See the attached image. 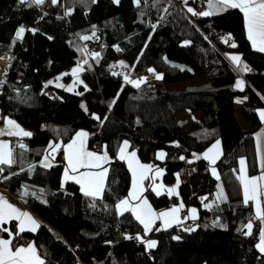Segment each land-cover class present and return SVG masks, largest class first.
Segmentation results:
<instances>
[{
    "label": "trees",
    "instance_id": "16d2710c",
    "mask_svg": "<svg viewBox=\"0 0 264 264\" xmlns=\"http://www.w3.org/2000/svg\"><path fill=\"white\" fill-rule=\"evenodd\" d=\"M196 1L187 3L195 12ZM200 1L206 9V0ZM184 4L58 0L53 5L44 0L40 6H29L0 0V50L11 54L0 87V124L10 118L32 134L8 137L16 163L10 168L0 165L4 168L0 190L40 221L35 232L14 236L13 247L32 242L45 264H264L255 248L259 229L255 238L244 234L253 211L250 202L243 204L236 179L241 158L248 175L257 171L253 133L261 126L255 111L264 105V53L254 51L245 37L239 10L200 17ZM21 26L23 38L16 39ZM228 35L232 40L224 43L222 38ZM86 43L98 48L97 57L84 53ZM228 53L240 55L250 71L239 74ZM121 62L128 67H121ZM75 64L82 68L84 82L76 86V93L45 83L61 74V80H70ZM149 68L163 79L156 80ZM126 75L132 80L147 77V83L134 88L125 84ZM199 75L208 81L183 91L168 88ZM238 75L243 90L236 87ZM236 110L248 129L239 125ZM185 111H197L201 117L183 130L174 114ZM78 129L88 134L87 150L108 153L102 198L85 197L76 183L61 182L62 146ZM217 140L222 154L213 166L219 179L204 159L191 157ZM123 141L141 163L161 168L166 186L179 174L178 198L198 213L188 226L149 232L147 236L157 241L153 249L140 241L136 246L134 237L147 238L142 227L129 212H116V203L130 186L127 167L117 159ZM49 143L61 148L52 153L55 159L50 157L52 167L45 168L41 161L51 152ZM160 151L167 155L158 162ZM143 184V195L154 210L175 204L173 196L164 192L158 196L147 180ZM221 189L226 199H218ZM192 228L195 231L185 230Z\"/></svg>",
    "mask_w": 264,
    "mask_h": 264
},
{
    "label": "snow or ice",
    "instance_id": "6c2138e0",
    "mask_svg": "<svg viewBox=\"0 0 264 264\" xmlns=\"http://www.w3.org/2000/svg\"><path fill=\"white\" fill-rule=\"evenodd\" d=\"M95 2V0H92ZM114 3H119V0H113ZM137 4L139 0H136ZM185 4L188 3V0H183ZM20 4H27L29 6L36 5L40 6L44 3V0H19ZM53 5L58 3V0H52ZM207 10L202 12H195L193 8L188 7L187 11L191 13L193 16L200 17H209L219 15L221 13L227 12L229 10H239V12L243 16L244 25L247 33V38L251 42V46L254 51L264 53V0H206ZM167 12V9H165ZM66 15H70V13H66ZM163 19V17H161ZM155 28V25H153ZM29 31H35L34 29H29ZM25 29L23 26L18 28L15 38L22 39ZM51 39V37H49ZM81 39L87 40L89 37H81ZM224 43H228L232 40L231 35H228L222 38ZM189 42H185L187 44ZM230 47L235 48L237 45L235 43H231ZM119 50V49H118ZM93 57H97L98 53H93ZM233 64L240 66L242 64L240 55H229L227 57ZM11 59V58H9ZM167 62V60L165 61ZM87 63V60L84 61ZM121 67L127 68L128 66L121 62ZM174 67H180L178 65H174ZM82 69L77 67L73 69L72 75L77 76L78 73ZM181 71H184V68H180ZM241 71H250L247 65H243L240 68ZM148 73L153 75L156 80L163 79L161 74H157L154 69H147ZM190 71V69H189ZM6 74V73H5ZM117 74V73H114ZM59 79V78H58ZM147 77H141L138 80H132L129 76L124 77L125 84H131L134 88L139 89L142 84L147 83ZM82 83V81H79ZM5 81L0 80V87L4 85ZM52 81H49V84H52ZM57 87H63L58 82L56 84ZM243 81L238 80L236 82V87L240 90H243ZM48 87V85H45ZM85 90H87V86H85ZM78 95H82V93H77ZM238 103L240 101H237ZM115 103V101H113ZM81 108L87 113V107L82 103ZM260 118L264 121V111L259 113ZM92 118L95 120H100V117L92 114ZM106 119V117H105ZM4 123L7 126L6 129H0V136L8 135V136H21V137H29L32 134L26 131H23L19 125H17L14 121L5 118ZM139 123V121H137ZM88 134L84 131L78 132L76 137L72 139V141L63 147L64 158L67 161V166L64 170V181L72 180L75 183L80 185V190L85 197H92L93 199L102 198L104 190H105V180L107 177L108 169L104 168L105 164L110 163V159L107 151L105 150L102 154L93 153L87 150L86 141ZM259 140V137H257ZM20 148L24 149L25 145L20 144ZM178 146V145H177ZM130 147L127 141H124L120 146L117 154V159L126 161L129 167V170L132 173L133 182L132 189L128 194V197L120 200L116 204V211L118 214L123 215L125 212H131L133 217L143 226L144 235L147 236L149 232L154 230V225L156 221H160L162 227L155 228L156 231L167 230L173 225H181L183 221L179 217V213L181 209H183V203L178 206H173L171 209L167 211H161L156 213L152 210L151 205L148 204L146 199H142L144 187V180H152L155 181L158 177L163 175V171L160 168H154L152 165H144L141 164L140 161L136 157V152H128L127 149ZM48 148L51 149V152L48 155H45L43 160L41 161V166L45 168L52 167V164L49 162L51 159H55L52 153L60 150V144L49 143ZM106 148V146H105ZM257 153L261 155V146L258 142L257 144ZM220 151V141L217 140L215 144L212 145L202 156H197L193 153L195 159H204L209 162L210 165H214L216 161L221 156ZM166 153L160 151L157 153V159L163 160L166 157ZM181 160L185 158L183 156L180 157ZM188 163H193L194 161L189 160ZM16 163V160L13 156L12 150L9 148V145L4 142H0V165H6L9 168ZM240 169L239 174L236 176V179L240 182L243 191V204L245 206L249 205V202H253L255 205V217L260 221L261 227L259 229V243L256 244V248L260 252L262 256H264V207H262V203L264 201L261 200L264 197V157H262L261 161V174L255 177H249L247 174V166L246 161L241 159L239 161ZM81 168L89 169V168H97L100 169L98 172H80ZM31 170V169H30ZM212 174L219 179V176L216 172V169L213 167L211 169ZM4 172V168L0 167V173ZM71 173H79L78 175H71ZM148 173H153V175L149 176ZM16 175V173H13ZM4 179H8V177H4ZM179 187V174H177V185L175 187L165 189L164 186L157 185L152 187V190L156 192L159 196L163 192H167V194L171 197L172 195H178L177 188ZM27 193H22L21 195H26ZM206 199V198H204ZM218 199H226L223 194V189H221L218 194ZM139 200L138 204H134L133 201ZM95 207V205H92ZM205 207H209L205 205ZM191 213L190 218L195 220L197 218L196 209H189ZM11 220L18 221V231L16 235L23 233L25 231L35 232L38 228H40V224L33 219L29 213L22 212L14 207L11 203L8 202L2 195H0V225L6 224ZM247 229L245 235L251 236L253 225L249 222L244 226ZM195 231L192 229H185ZM8 231L5 228H0V232ZM12 233L9 232V236ZM126 239H133V237H125ZM134 239L144 243L147 249H153L157 246V241L148 240L144 241L138 235L134 237ZM174 240L179 239L177 236H173ZM11 239H0V264H45V261L37 255L36 248L33 244H28L27 247L18 246L13 250Z\"/></svg>",
    "mask_w": 264,
    "mask_h": 264
},
{
    "label": "crops",
    "instance_id": "0c3cea01",
    "mask_svg": "<svg viewBox=\"0 0 264 264\" xmlns=\"http://www.w3.org/2000/svg\"><path fill=\"white\" fill-rule=\"evenodd\" d=\"M244 28H245V25H244ZM245 37L247 38V33H246V29H245ZM249 41V40H248ZM249 43H250V45H251V42L249 41ZM252 47V46H251ZM253 49V48H252ZM229 55H238L237 53L236 54H234V53H228L227 54V57L229 56ZM229 60V59H228ZM230 61V60H229ZM231 62V61H230ZM232 63V62H231ZM233 64V63H232ZM233 65H235V64H233ZM244 64L242 63L240 66H237V65H235V66H237V68H238V71H239V74L241 73V72H245V71H241L240 70V68L243 66ZM64 76V74H61V77L60 78H62ZM240 80V79H239ZM208 81V78H207V76L206 75H199V76H195L194 78H192V79H188V80H183V82H178V83H175V84H173V85H170V86H168V88L170 89V90H178V91H183L186 87H192V86H194V85H201V84H204L205 82H207ZM241 81V80H240ZM176 85H179V86H176ZM261 111H264V105H262V106H260V108H258L256 111H255V113L257 114V117H258V119H259V121H260V123H261V126H260V128L258 129V130H256L254 133H253V146H254V157H255V161H256V167H257V171H256V173L255 174H252L251 176L250 175H248L249 177H255V176H259L260 174H261V171H262V169H261V161H262V157H264V121H262L261 120V118H260V115H259V113L261 112ZM186 112V116L187 117H189L190 119H183V121L181 122V120H179V118L177 117V115H179V114H181V113H179V114H177V113H175L174 114V117H175V119L177 120V121H180V123H182L183 125H182V129L183 130H185V129H187V127L188 126H190L192 123H194L197 119H199L201 116H200V113L199 112H195V113H191V112H189V114L187 113L188 111H185ZM185 112H183V113H185ZM182 115V114H181ZM184 115V114H183ZM234 115H236V118H237V121H238V123H239V125H241V127L243 128V129H248V127H249V125H247L246 124V122L245 121H243L242 119H241V117H240V114H239V110L237 111H234ZM4 126V128H2ZM3 126H1L0 125V129L2 128V129H6V125L4 124ZM24 131H26V132H28L27 130H24ZM8 137H10V136H8V135H2V136H0V142H4V143H7L8 144ZM257 137H259V140L257 139ZM124 142V141H123ZM123 142H121V145L123 144ZM258 142H259V144H260V146H261V155H258V153H257V144H258ZM68 143V142H67ZM67 143L65 144V145H63L62 146V155H64V151H63V147L64 146H66L67 145ZM213 144H215V143H213ZM213 144H211L210 146H208V148L206 149V150H204L203 152H201V153H199V154H197V156H202L209 148H211L212 147V145ZM120 145V146H121ZM120 148V147H119ZM119 150V149H118ZM118 150H117V154H118ZM88 151H90V150H88ZM127 151L130 153V152H133V151H131V150H129V148L127 149ZM220 151H221V148H220ZM90 152H92V151H90ZM93 153H96V152H93ZM103 152H100V153H97V154H102ZM192 157V159L193 158H195L194 156H191ZM156 159H157V156H156ZM242 159V158H241ZM241 159H239V161L241 160ZM158 160V162H161L159 159H157ZM120 161H122V160H120ZM208 164H209V162L207 161V160H205ZM239 161H238V163H237V168H238V174H239V169H240V164H239ZM123 163H125V165H126V167H127V170H128V174H130V182H129V184H130V186H129V189H128V191H127V194H126V196L124 197V199L125 198H127L128 197V194H129V192L131 191V189H132V182H133V177H132V173H131V171L129 170V167H128V164H127V162L126 161H123ZM141 163V162H140ZM141 164H144V165H151V164H148V163H141ZM64 166L66 167L67 166V161L65 160V158H64ZM154 168H160V167H158L157 165H152ZM209 168H213L214 166L213 165H210L209 164ZM65 167L63 168V170H62V172H61V175H60V177H61V182L63 183V181H64V170H65ZM161 169V168H160ZM210 170V169H209ZM80 172H84V171H88V172H98V171H100V169H97V168H89V169H84V168H81L80 170H79ZM210 172H211V170H210ZM79 173H71V175H78ZM211 174H212V172H211ZM148 175L149 176H151V175H153V173H148ZM213 175V174H212ZM214 176V175H213ZM69 181H72V180H68V181H64V182H69ZM145 181V180H144ZM144 181H143V183H144ZM72 182H74V181H72ZM75 183V182H74ZM147 183H149L150 184V187L152 188V187H154V186H157V185H163L164 186V188L165 189H167V188H171V187H175L176 185H177V177L175 178V180H174V183L173 184H171V185H165V184H163L162 182H161V176L160 177H158L155 181H152V180H150V179H148L147 180ZM77 184V183H76ZM77 186L79 187V191H80V193H82L81 192V190H80V185L79 184H77ZM143 187H144V184H143ZM241 190H242V187H241ZM155 192V191H154ZM156 193V192H155ZM164 193H167L166 191L164 192ZM83 194V193H82ZM0 195H2L5 199H7L8 200V202L9 203H11L14 207H16L18 210H20V211H22V212H27V213H29V215L33 218V219H35L38 223H40V221L33 215V213L31 212V211H29L28 209H26L24 206H22V204L19 202V201H14L13 199H11V198H9L7 195H6V193H4L3 191H1L0 190ZM174 198H175V200H176V203L175 204H173V205H169L167 208H163V209H159V210H154L153 208H152V210L154 211V212H156V213H159V212H161V211H167V210H169V209H171L173 206H178L179 204H181V201L179 200V198H178V195H172ZM142 199H145V197H144V195L142 196ZM242 199H243V191H242ZM147 200V199H146ZM261 200L262 201H264V197H262L261 198ZM140 201L139 200H137V201H133V203L134 204H138ZM118 203V202H117ZM116 203V204H117ZM250 203H251V210L253 211L252 212V216L253 217H255V205L253 204V202H251L250 201ZM149 204V203H148ZM116 206V205H115ZM262 207H264V203H262ZM192 208H194V209H196L195 207H193V206H189V207H183V209H184V214H186V219H188V220H190L191 222H193V221H195V220H192L191 218H190V216H191V213L189 212V209H192ZM117 212V211H116ZM118 213V212H117ZM130 214H131V212H129ZM196 214H198V213H196ZM131 216L133 217V215L131 214ZM135 219V218H134ZM136 220V219H135ZM254 220H256L257 221V223H259V225H260V227H261V224H260V221L259 220H257V219H254ZM13 224L12 226L10 225V224ZM139 223V222H138ZM139 225H140V227H142V229H143V226L139 223ZM175 226H177V225H173L172 227H175ZM159 227H162V225H161V222L160 221H156V224L154 225V228H159ZM172 227H170V228H172ZM0 228H5V229H7L8 231H3V232H0V239H12L14 236H16V233H17V231H18V221H16V220H11V221H9L8 223H6V224H3V225H0ZM167 230H169V228L167 229ZM9 232H11L12 233V235L11 236H9ZM25 232H27V233H29V232H31V231H25ZM143 232H144V229H143ZM246 232H247V229H246ZM148 240H150V238L147 236V238L145 239V241H148ZM259 243V234H258V236H257V239H256V241H255V248H256V244H258ZM28 244H30V242L28 243ZM28 244H24V245H18V246H24V247H27V245ZM32 244V243H31ZM34 245V244H33ZM17 246V247H18ZM12 247H13V245H12ZM15 248L16 247H13V250H15ZM257 249V248H256ZM257 252L260 254V252L258 251V249H257Z\"/></svg>",
    "mask_w": 264,
    "mask_h": 264
},
{
    "label": "rangeland",
    "instance_id": "374dc122",
    "mask_svg": "<svg viewBox=\"0 0 264 264\" xmlns=\"http://www.w3.org/2000/svg\"><path fill=\"white\" fill-rule=\"evenodd\" d=\"M113 1V0H112ZM184 7H185V9L187 10V8L188 7H191V8H193V6L191 5V4H184ZM205 8L206 9H203V10H201V12L202 11H205V10H207V4H206V2H205ZM194 10V9H193ZM84 53H88V52H86V48H84ZM90 53V52H89ZM88 53V54H89ZM77 67H80V65H78V64H75V66H73L72 67V69H71V71H69L70 73V80H68V81H63V80H61V75H56V76H54V78H51V79H46V84H49V81H52L53 83L52 84H50V85H52V86H56V84H57V82L60 84V85H63V87H59V88H62V89H64V90H68L69 92H72V93H76L77 92V90H76V86L77 85H82V84H84V82H83V80L81 79V77H80V73H81V71L78 73V80H77V76H73L72 75V72H73V69H76ZM81 68V67H80ZM82 69V68H81ZM59 78V79H58ZM239 75L237 76V79L235 80V82H237L238 80H239ZM79 81H82V83H80ZM236 84V83H235ZM176 86H179V85H176ZM57 87V86H56ZM188 114H189V112H187ZM177 114H179V113H177ZM182 114V115H181ZM181 114H179V115H177V117L179 118V120H181V122L183 121V119H190L189 117H187L186 115V112L185 113H181ZM184 114V115H183ZM7 119H10V118H7ZM10 120H12V121H14L13 119H10ZM15 122V121H14ZM16 123V122H15ZM5 123H4V121L2 122V124H0L1 126H3ZM17 124V123H16ZM18 125V124H17ZM19 127L24 131V130H26L25 128L23 129L20 125H19ZM2 128H4V126L2 127ZM1 128V129H2ZM6 128H7V126H6ZM82 130L81 129H78V130H76L75 132H74V134L71 136V138H69L68 140H67V142H65L63 145H65L66 143L67 144H69L71 141H72V139L74 138V137H76V134L78 133V132H81ZM210 170H211V168H209ZM212 172V171H211ZM64 182V181H63ZM175 203H176V201H175ZM181 211H182V209H181ZM179 215V217H180V219H181V216H180V214H178ZM178 226V225H177ZM150 238V237H149ZM150 240H154L152 237L150 238ZM30 243H32V242H30ZM33 244V243H32ZM144 246H145V244H143ZM146 247V246H145Z\"/></svg>",
    "mask_w": 264,
    "mask_h": 264
},
{
    "label": "built area",
    "instance_id": "2783aa9c",
    "mask_svg": "<svg viewBox=\"0 0 264 264\" xmlns=\"http://www.w3.org/2000/svg\"><path fill=\"white\" fill-rule=\"evenodd\" d=\"M195 9L197 12H201V10H203L202 1L198 0L195 2ZM85 46H86V52L95 53L98 50V48L96 46H93L91 43H86ZM9 58H11L10 52L8 53L0 50V80H2L5 73H7V69L11 62ZM179 214L181 216V220L183 221L181 225L182 226L190 225L191 221L186 219V214H184L183 209L182 211H180ZM252 225H253L252 237L255 238L256 234L258 233L257 231L259 229V223H257L256 221L255 222L252 221ZM134 244L137 246V244H139V241L134 239Z\"/></svg>",
    "mask_w": 264,
    "mask_h": 264
},
{
    "label": "bare ground",
    "instance_id": "6f19581e",
    "mask_svg": "<svg viewBox=\"0 0 264 264\" xmlns=\"http://www.w3.org/2000/svg\"><path fill=\"white\" fill-rule=\"evenodd\" d=\"M95 46V45H94ZM97 52V51H96ZM252 221L253 222H255L256 220H254V217L252 216V217H250V219H249V222H251L252 223ZM257 222V221H256ZM259 229H260V225H259Z\"/></svg>",
    "mask_w": 264,
    "mask_h": 264
}]
</instances>
